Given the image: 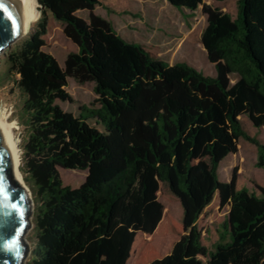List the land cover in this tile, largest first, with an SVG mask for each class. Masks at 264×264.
<instances>
[{
    "label": "trees",
    "instance_id": "obj_1",
    "mask_svg": "<svg viewBox=\"0 0 264 264\" xmlns=\"http://www.w3.org/2000/svg\"><path fill=\"white\" fill-rule=\"evenodd\" d=\"M166 1L179 10L200 6L214 76L125 40L94 12L99 0H38L33 32L6 52L23 96L15 114L24 132L19 170L36 205L27 264H264V186L237 189L235 170L228 181L217 177L241 137L257 146L256 166L264 168V144L239 118L264 126V0H237L234 18L203 0ZM47 13L76 46L62 66L43 49ZM68 77L93 82L99 107L64 110L60 102L73 100ZM62 169L86 175L72 188ZM215 193L227 211L210 250L196 221ZM168 203L179 204L180 220ZM162 236L177 238L166 254L151 240Z\"/></svg>",
    "mask_w": 264,
    "mask_h": 264
},
{
    "label": "rangeland",
    "instance_id": "obj_2",
    "mask_svg": "<svg viewBox=\"0 0 264 264\" xmlns=\"http://www.w3.org/2000/svg\"><path fill=\"white\" fill-rule=\"evenodd\" d=\"M95 5L94 12L107 19L114 30L125 40L139 43L148 50L155 58L161 59L169 64L185 62L205 75L214 76L215 70L206 58V52L201 44V32L206 25V16L201 12L200 6L195 10L177 9L166 0H99ZM203 3L211 7L227 12L232 18L237 11V0H203ZM78 16L87 19V11H76ZM35 23L32 24L27 35L10 43L0 53V112L5 114L13 126L12 132L17 142L21 156V143L24 135L23 127L15 119V114L22 105L23 96L13 83L17 76L8 72V64L5 60L6 52L16 48L21 42L33 32ZM63 24L47 13V29L43 35L45 46L43 49L51 53L62 66L68 52L76 51V46L62 32ZM230 82L236 80V74H230ZM66 90L73 99L71 102H60L61 107L77 115L80 105L97 108L99 103L94 92V83L87 81L77 82L75 79L67 78ZM242 128L251 137L264 144V126L256 127L245 115H241ZM89 123L102 129L94 119ZM258 159L257 146L239 138L237 152L226 155L218 164L217 177L220 181H228L232 172L236 171V188H246L249 192L255 191V183L264 186V168L256 166ZM20 165L22 162L20 160ZM60 174L63 184L72 188L77 187L84 180L86 171L62 169ZM26 185V183H25ZM27 186V185H26ZM30 194V216L29 227L25 232L27 252L23 258L27 264L30 253L35 246L34 231V197L27 186ZM165 209L175 218L181 219V208L177 203H168ZM227 207L219 206L218 193H215L211 202L199 215L196 226L200 230L201 240L210 250H214L215 244L219 242L221 223L225 217ZM142 237L140 233L135 236L132 249ZM152 243L160 253L166 251L177 240L174 236H162L151 238ZM129 261L127 264H129Z\"/></svg>",
    "mask_w": 264,
    "mask_h": 264
},
{
    "label": "water",
    "instance_id": "obj_3",
    "mask_svg": "<svg viewBox=\"0 0 264 264\" xmlns=\"http://www.w3.org/2000/svg\"><path fill=\"white\" fill-rule=\"evenodd\" d=\"M0 53L21 33L19 15L8 0H0ZM0 264H22L27 252L29 192L14 178L9 152L0 134Z\"/></svg>",
    "mask_w": 264,
    "mask_h": 264
},
{
    "label": "bare ground",
    "instance_id": "obj_4",
    "mask_svg": "<svg viewBox=\"0 0 264 264\" xmlns=\"http://www.w3.org/2000/svg\"><path fill=\"white\" fill-rule=\"evenodd\" d=\"M8 1L14 6V8L16 9L19 15L21 33L14 40L16 41L17 39H20L21 37L27 35L32 24L37 21L40 15V10H39L40 4L38 0H8ZM12 128L13 126L8 121L7 116L0 112V134H1L2 142L7 148L10 155L11 165L13 169V178L23 188H25L28 191L23 176L19 170L20 154H19L17 142L12 132ZM22 263H24L23 259H22Z\"/></svg>",
    "mask_w": 264,
    "mask_h": 264
},
{
    "label": "snow or ice",
    "instance_id": "obj_5",
    "mask_svg": "<svg viewBox=\"0 0 264 264\" xmlns=\"http://www.w3.org/2000/svg\"><path fill=\"white\" fill-rule=\"evenodd\" d=\"M0 9H3L6 11V9L4 8V6L2 4H0ZM0 191H3L2 189H0Z\"/></svg>",
    "mask_w": 264,
    "mask_h": 264
}]
</instances>
